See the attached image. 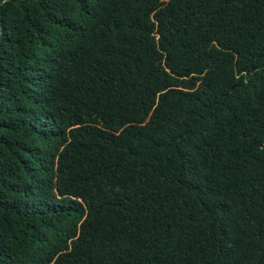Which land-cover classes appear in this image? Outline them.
Masks as SVG:
<instances>
[{
	"label": "trees",
	"instance_id": "1",
	"mask_svg": "<svg viewBox=\"0 0 264 264\" xmlns=\"http://www.w3.org/2000/svg\"><path fill=\"white\" fill-rule=\"evenodd\" d=\"M0 264H264V0H0Z\"/></svg>",
	"mask_w": 264,
	"mask_h": 264
}]
</instances>
